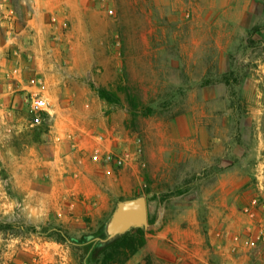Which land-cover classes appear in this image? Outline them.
Returning <instances> with one entry per match:
<instances>
[{"label":"rangeland","instance_id":"obj_1","mask_svg":"<svg viewBox=\"0 0 264 264\" xmlns=\"http://www.w3.org/2000/svg\"><path fill=\"white\" fill-rule=\"evenodd\" d=\"M139 198L113 264H264V0H0V264H104Z\"/></svg>","mask_w":264,"mask_h":264},{"label":"water","instance_id":"obj_2","mask_svg":"<svg viewBox=\"0 0 264 264\" xmlns=\"http://www.w3.org/2000/svg\"><path fill=\"white\" fill-rule=\"evenodd\" d=\"M148 222V206L144 198L120 204L107 226L108 238L113 239L131 228L145 226Z\"/></svg>","mask_w":264,"mask_h":264},{"label":"trees","instance_id":"obj_3","mask_svg":"<svg viewBox=\"0 0 264 264\" xmlns=\"http://www.w3.org/2000/svg\"><path fill=\"white\" fill-rule=\"evenodd\" d=\"M103 98L108 99L102 94ZM101 239H108L107 230L105 228ZM146 244V235L143 229L134 228L131 232L116 236L105 243L103 263H117L127 260L132 254L143 248Z\"/></svg>","mask_w":264,"mask_h":264},{"label":"built area","instance_id":"obj_4","mask_svg":"<svg viewBox=\"0 0 264 264\" xmlns=\"http://www.w3.org/2000/svg\"><path fill=\"white\" fill-rule=\"evenodd\" d=\"M28 103H29V108H30V111L32 113V120H31V125L32 126H37V125H40L44 118L47 116V115H50L51 114V106H50V103L48 102V100L46 98H43V97H31V99L27 100ZM98 155L95 156V159H98ZM113 157L114 155L112 154H108L106 157H105V161L108 162L109 164L111 163V161H113ZM115 163L118 165H121L122 164V161L119 160L118 161V156L117 158L115 159Z\"/></svg>","mask_w":264,"mask_h":264}]
</instances>
